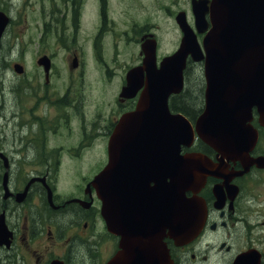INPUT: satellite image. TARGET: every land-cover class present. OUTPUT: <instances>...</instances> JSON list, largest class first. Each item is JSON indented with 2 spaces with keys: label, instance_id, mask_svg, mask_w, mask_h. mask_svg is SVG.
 Instances as JSON below:
<instances>
[{
  "label": "flooded vegetation",
  "instance_id": "obj_1",
  "mask_svg": "<svg viewBox=\"0 0 264 264\" xmlns=\"http://www.w3.org/2000/svg\"><path fill=\"white\" fill-rule=\"evenodd\" d=\"M192 1L196 0H187L178 11L164 8L177 27L179 43L182 34L175 19L183 13L193 27ZM89 2L0 0V12L8 17L3 35L13 22L12 13L34 11L42 29L61 38L56 46L64 52L57 59L53 53L37 51L30 58L35 64L30 72L22 60L10 59V76L0 75V224L6 234L0 239V264H107L120 250V236L109 232L102 219L95 178L107 163V144L118 119L135 110L142 92L141 88L132 98L122 96L126 74L142 66V45L156 43L157 66L176 50L158 58L157 25H127L124 20V28L117 30L110 1ZM90 6L98 11V24L88 33L81 20ZM66 24L72 30L71 44L59 36ZM119 43L134 44L138 56L120 65V75L107 61L117 62ZM44 56L49 60L46 72L38 64ZM193 64L202 65L187 59L184 87ZM15 65L22 71L16 72ZM112 85V98L104 103L99 89ZM184 92L169 96L168 109L194 126L205 106L204 91L197 102L189 90ZM249 124L256 141L240 157L228 158L196 134L188 147H181L188 159L199 155L209 162L185 192L186 199L197 203L199 229L185 241L177 240L170 208L171 222L159 232L149 228L126 233L132 240L122 242V264H151L155 245L163 246L167 264H264V161L255 162L264 160V127L254 110ZM154 187L149 181L146 189ZM153 207L144 206V218L155 216Z\"/></svg>",
  "mask_w": 264,
  "mask_h": 264
},
{
  "label": "water",
  "instance_id": "obj_2",
  "mask_svg": "<svg viewBox=\"0 0 264 264\" xmlns=\"http://www.w3.org/2000/svg\"><path fill=\"white\" fill-rule=\"evenodd\" d=\"M208 3L192 1L196 32H206L201 45L184 14L179 13L175 19L182 32L178 49L157 67L156 43L146 41L142 66L126 74L122 96L132 98L141 88L142 92L135 110L122 115L115 125L107 145V163L95 178L106 228L121 238L119 252L107 264H122V242L132 240L126 233L149 228L159 232L169 226L170 208L176 219L173 232L177 240L185 241L199 229L202 219L195 212L197 203L186 199L185 192L209 162L199 155L188 159L180 153L181 147L191 144L194 134L233 159L256 141V132L249 124L253 110L264 127V0ZM7 22L8 17L0 12V38ZM188 56L192 62H203L205 82V106L194 126L168 109L169 96L183 90ZM38 64L48 71L46 56ZM14 70L20 72L22 68L15 65ZM149 181L155 185L151 190L146 189ZM146 205L154 206L153 218L143 217ZM5 237L0 224V239ZM159 249L155 245L151 264H167L163 246Z\"/></svg>",
  "mask_w": 264,
  "mask_h": 264
},
{
  "label": "rangeland",
  "instance_id": "obj_3",
  "mask_svg": "<svg viewBox=\"0 0 264 264\" xmlns=\"http://www.w3.org/2000/svg\"><path fill=\"white\" fill-rule=\"evenodd\" d=\"M89 4L92 0H89ZM111 17L115 23L116 29H123V21L126 20L127 25L129 22H136L142 24L147 21H151L153 24L159 27L158 33H156L159 47L157 49V57L161 58L166 54L174 52L179 44V33L174 21L167 16V12L164 8L168 7L171 11L179 10L185 4L187 6V0H159L158 3L155 0H109ZM160 5V8L157 6ZM12 24L3 35V39L0 45V75L5 72L10 76L9 64L10 59L22 60L25 63L26 71H33L35 64L30 63L31 57L35 55L37 51H45L59 59L63 55V50L57 48L56 43L61 40L57 34L51 30H43L39 22L36 20L39 18L37 12L21 11L19 13H12ZM88 33L98 24V11L95 7L90 6L85 12L84 19L81 20V27ZM190 24L192 19L190 17ZM66 44H71L72 30L69 28V24H66L63 34L60 33ZM200 42V39H198ZM137 50L134 44L130 43L124 47L122 43H119V54L117 62H113L112 59L107 58L114 67L111 71L116 74H121L120 65L124 62H130L136 60ZM133 61L132 64H135ZM93 71H99L94 69ZM9 78V77H8ZM10 81V80H9ZM115 82V81H114ZM115 85V84H114ZM112 85L106 89L102 86L99 92H102V98L105 99L104 103H107L112 98V91L115 87ZM203 85L202 78V66L198 64L191 65V73L188 76L184 90H189V94L193 96V100L197 102L198 94L201 93ZM184 92V93H185ZM107 99V100H106ZM110 99V100H109ZM7 102V101H6Z\"/></svg>",
  "mask_w": 264,
  "mask_h": 264
},
{
  "label": "trees",
  "instance_id": "obj_4",
  "mask_svg": "<svg viewBox=\"0 0 264 264\" xmlns=\"http://www.w3.org/2000/svg\"><path fill=\"white\" fill-rule=\"evenodd\" d=\"M191 98L193 99V96L191 95ZM194 101V100H193ZM184 112V111H183ZM185 113V112H184Z\"/></svg>",
  "mask_w": 264,
  "mask_h": 264
}]
</instances>
